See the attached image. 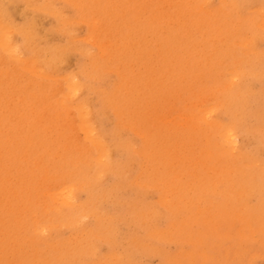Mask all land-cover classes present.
<instances>
[{"label": "rangeland", "instance_id": "374dc122", "mask_svg": "<svg viewBox=\"0 0 264 264\" xmlns=\"http://www.w3.org/2000/svg\"><path fill=\"white\" fill-rule=\"evenodd\" d=\"M263 109L264 0H0V264H264Z\"/></svg>", "mask_w": 264, "mask_h": 264}, {"label": "bare ground", "instance_id": "6f19581e", "mask_svg": "<svg viewBox=\"0 0 264 264\" xmlns=\"http://www.w3.org/2000/svg\"><path fill=\"white\" fill-rule=\"evenodd\" d=\"M216 1V0H215ZM263 1V0H262ZM211 5V4H210ZM249 11V10H248ZM71 13V12H70ZM251 13V12H250ZM253 13H254V11H253ZM246 14V13H245ZM260 27V26H259ZM21 41V40H20ZM64 41V40H63ZM260 42V41H259ZM90 43V42H89ZM260 44V43H259ZM90 45V44H89ZM240 46H242V45H240ZM258 47V46H257ZM95 49V48H94ZM77 64V63H76ZM75 64V65H76ZM259 67V66H258ZM80 68V67H79ZM67 71V70H66ZM227 73V72H226ZM83 77H85V76H83ZM115 78V77H114ZM250 78H252V77H250ZM255 78V77H254ZM41 79V78H40ZM256 80V79H255ZM212 81V80H211ZM255 89H257V88H255ZM97 95H98V93H97ZM253 96V95H252ZM261 98H262V96H261ZM100 99V98H99ZM259 100H261V99H259ZM258 100V101H259ZM96 101H97V98H96ZM101 104V103H100ZM253 104V103H252ZM256 104V103H255ZM94 106V105H93ZM233 107V106H232ZM93 109V108H92ZM252 109V108H251ZM261 109V108H260ZM254 110V109H253ZM264 110V109H263ZM224 111V110H223ZM250 111V110H249ZM111 113V112H110ZM254 114V113H253ZM257 115V114H256ZM96 116V115H95ZM112 116V115H111ZM225 116V115H224ZM113 117V116H112ZM102 119L104 118V119H107L106 117H101ZM116 118V117H115ZM112 119V118H111ZM228 119V118H227ZM96 120V119H95ZM97 121V120H96ZM100 123V122H99ZM100 126V125H99ZM106 127H107V124H106ZM112 127V126H111ZM101 129H102V127H101ZM107 129V128H106ZM103 130V129H102ZM110 130V129H109ZM244 132V131H243ZM260 136V135H259ZM258 135H257V137H259ZM263 136V135H262ZM256 137V136H255ZM261 138V137H260ZM259 138V139H260ZM116 139V138H115ZM138 141V140H137ZM255 142V141H254ZM261 142V141H260ZM139 143V142H138ZM140 143H141V141H140ZM255 144V143H254ZM263 144V143H262ZM126 151V150H125ZM128 151V150H127ZM117 152H119V151H117ZM121 152V151H120ZM129 153V152H128ZM122 154H124V153H122ZM118 155V154H117ZM262 155V154H261ZM122 157V156H121ZM125 157V156H124ZM263 157V156H262ZM119 159V158H118ZM113 161V160H112ZM95 166V165H94ZM138 168V167H137ZM138 170V169H137ZM132 171V170H131ZM137 172V171H136ZM110 175V174H109ZM109 175H108V177H109ZM116 178V177H115ZM124 178V177H123ZM126 178V177H125ZM125 180V179H124ZM38 184H39V182H38ZM119 191V190H118ZM129 191V190H128ZM159 191V190H158ZM135 192V191H134ZM153 193H155V192H153ZM156 193H157V191H156ZM42 195V194H41ZM128 197V196H127ZM121 198V197H120ZM149 198V197H148ZM70 199V198H69ZM124 199H125V197H124ZM68 202V201H67ZM0 207H1V205H0ZM59 207V206H58ZM109 208V207H108ZM67 209V208H66ZM65 209V210H66ZM116 210V209H115ZM108 212V211H107ZM127 212V211H126ZM122 213V212H121ZM131 213V212H130ZM128 214V213H127ZM181 214H183V213H181ZM130 215V214H129ZM165 215V214H164ZM23 216V215H22ZM65 216H66V213H65ZM64 216V217H65ZM68 217V216H67ZM163 218V217H162ZM96 220V219H95ZM134 222H136V221H134ZM89 223V222H88ZM93 223V222H92ZM161 223V222H160ZM164 223V222H163ZM94 224V223H93ZM115 224V223H114ZM134 226H136V224L134 225ZM133 226V227H134ZM161 226V225H160ZM166 226V225H165ZM141 228V227H140ZM82 232V231H81ZM136 233V232H135ZM130 236V235H129ZM98 239H100V238H98ZM84 241V240H83ZM162 245V244H161ZM166 245V244H165ZM176 245H178V244H176ZM187 245V244H186ZM126 246H127V244H126ZM133 246V245H132ZM109 247V246H108ZM101 248V247H100ZM107 249V248H106ZM111 250V249H110ZM136 250V249H135ZM109 251V250H108ZM171 251H173V250H171ZM138 252V251H137ZM100 254V253H99ZM99 256H101V255H99ZM135 256V255H134ZM136 257V256H135ZM160 257V256H159ZM162 258V257H161ZM139 261V260H138ZM257 262V261H256Z\"/></svg>", "mask_w": 264, "mask_h": 264}]
</instances>
